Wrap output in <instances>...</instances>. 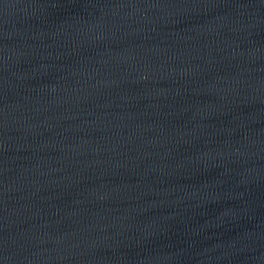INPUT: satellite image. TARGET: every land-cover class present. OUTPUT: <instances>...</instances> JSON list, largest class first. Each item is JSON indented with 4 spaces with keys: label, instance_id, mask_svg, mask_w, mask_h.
Wrapping results in <instances>:
<instances>
[{
    "label": "water",
    "instance_id": "water-1",
    "mask_svg": "<svg viewBox=\"0 0 264 264\" xmlns=\"http://www.w3.org/2000/svg\"><path fill=\"white\" fill-rule=\"evenodd\" d=\"M0 264H264V0H0Z\"/></svg>",
    "mask_w": 264,
    "mask_h": 264
}]
</instances>
